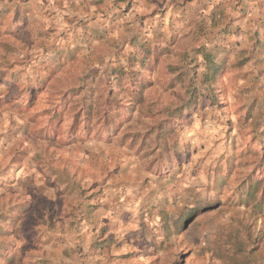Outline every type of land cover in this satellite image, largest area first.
Listing matches in <instances>:
<instances>
[{
    "label": "rangeland",
    "instance_id": "1",
    "mask_svg": "<svg viewBox=\"0 0 264 264\" xmlns=\"http://www.w3.org/2000/svg\"><path fill=\"white\" fill-rule=\"evenodd\" d=\"M249 1L0 0V256L79 232L112 264H264L236 200H264V39L228 32Z\"/></svg>",
    "mask_w": 264,
    "mask_h": 264
},
{
    "label": "crops",
    "instance_id": "2",
    "mask_svg": "<svg viewBox=\"0 0 264 264\" xmlns=\"http://www.w3.org/2000/svg\"><path fill=\"white\" fill-rule=\"evenodd\" d=\"M247 3L250 6L249 10L235 16L234 24L231 23L228 32H236L233 33L234 36L243 34L242 32L245 36L250 35L251 32H260L264 39V0H250ZM43 195L48 196V194ZM81 228H84L83 225ZM82 236L83 234L78 232L73 240L65 241L70 242L69 246L73 247L69 248L70 259L62 254V249H66L68 243L62 244L60 235L56 232L52 236L40 237V240L45 239L40 243L38 238L35 244L17 240L10 250H6L0 256V264H112L110 262L112 259L105 258L104 252L90 251L88 241L85 238L82 239ZM80 246L83 251H80ZM100 260H104V263Z\"/></svg>",
    "mask_w": 264,
    "mask_h": 264
},
{
    "label": "trees",
    "instance_id": "3",
    "mask_svg": "<svg viewBox=\"0 0 264 264\" xmlns=\"http://www.w3.org/2000/svg\"><path fill=\"white\" fill-rule=\"evenodd\" d=\"M140 53L142 54L141 58H137V60L140 62L141 66L143 68H148L149 64L147 63V60H149V58L151 57V55L155 54L156 55V51H155V47L150 48L149 46H145L143 44H140ZM160 53V52H158ZM200 53L202 54L203 60L206 63V67L209 69L210 72L212 73H217L220 71V67H218L217 64H215L212 61V57L211 54L206 50V49H200ZM134 76L131 78V82L133 83V87L135 88L134 92L135 94H133V98L134 101L136 103H139L141 100V90L146 87V85H149V82L147 81V79L141 74V73H136L133 72ZM136 74V76H135ZM179 76H177V78H172L171 82L169 83V86L172 87L174 86L176 83H179L180 80L178 79ZM25 94H29V89L25 88L24 90ZM190 101V100H189ZM191 106V103L188 102L186 105H184V107L182 109L185 110H189ZM179 108L178 111L182 110ZM172 116H174V114H172ZM75 117L77 119V123H79L80 120H84L86 118L90 117V111L89 108L83 107L81 109V111L79 113H75ZM104 120V124L105 127L107 128V130L113 129L116 130V120L113 116H106L103 118ZM158 131H163L166 132L169 129L165 128L164 125H159L157 128ZM137 139V138H135ZM258 187V180H248L246 184H244V187L239 190L237 192L236 195V200L238 201V203H248V202H254V208L255 209H262L264 208V200H262V198H258L255 199L254 193L256 191Z\"/></svg>",
    "mask_w": 264,
    "mask_h": 264
}]
</instances>
